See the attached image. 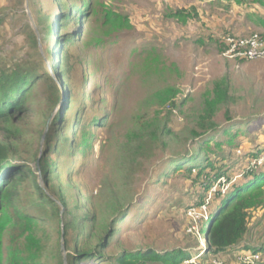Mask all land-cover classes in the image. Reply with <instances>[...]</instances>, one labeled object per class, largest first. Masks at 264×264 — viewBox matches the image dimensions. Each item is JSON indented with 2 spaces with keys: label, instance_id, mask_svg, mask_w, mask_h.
Returning <instances> with one entry per match:
<instances>
[{
  "label": "rangeland",
  "instance_id": "374dc122",
  "mask_svg": "<svg viewBox=\"0 0 264 264\" xmlns=\"http://www.w3.org/2000/svg\"><path fill=\"white\" fill-rule=\"evenodd\" d=\"M80 7L84 13L87 10L80 20L72 15L56 23V16L68 10L74 14ZM181 8L190 11L187 21L170 16ZM106 10L126 16L129 23L107 19ZM261 19L264 6L235 0H0V68L22 59L34 65L43 61L56 77L54 67L61 60H55L60 53L55 45L64 36L76 35L63 46L72 68L60 86L64 99L69 92L70 103L54 142L56 149L49 154L55 164L48 192L59 201L61 219L37 218L45 247L43 264H59V254L74 252L71 246L79 229L67 235L64 231V224L74 216L77 223H88L79 242L89 243L85 249L96 247L100 228L94 236L85 214L95 213L100 227L104 226L114 216L106 198L113 190L124 210L117 231L102 257L95 255L78 264H118L121 252L149 249L159 254L186 251L191 258L181 264H264V205L249 210L247 231L237 245L215 256L202 255L203 228L222 197L250 179L251 171L264 170V58L228 59L218 44L227 34L264 37ZM47 22L56 28L50 34H46ZM221 79L229 99L212 118L217 127L191 135L193 129L203 131L196 120ZM39 85L41 92L43 85ZM166 88L170 93L165 96L160 91ZM40 103L43 111L39 109L38 116L32 112L18 123L29 140L19 146L18 155L46 148L43 135L47 128L50 131L61 103L50 112L45 101ZM94 116L101 122L91 124ZM156 119L160 125L166 122L171 133L161 136L151 158L144 160L130 186H124L116 172L126 133ZM85 131L91 132L90 145L83 148ZM193 154L196 158L180 167L172 162ZM18 159L15 163H21ZM199 164L206 172L201 177ZM29 165L36 169L33 158ZM41 185L45 187L43 179ZM62 200L69 211L65 215ZM245 246L262 250L254 255L243 251ZM145 264L167 263L149 260Z\"/></svg>",
  "mask_w": 264,
  "mask_h": 264
},
{
  "label": "trees",
  "instance_id": "16d2710c",
  "mask_svg": "<svg viewBox=\"0 0 264 264\" xmlns=\"http://www.w3.org/2000/svg\"><path fill=\"white\" fill-rule=\"evenodd\" d=\"M235 1L237 3L247 2L264 6V0ZM84 4L86 5L85 2L83 6ZM86 6L91 8L89 3ZM75 7L74 3L69 9L73 10ZM83 11L82 7L76 9L74 14L71 11L69 12V10L65 11L64 14L56 16L55 21L56 23L57 21L66 22L72 15L76 17L74 19L80 20L82 15L87 12V10L85 13ZM105 15L107 19L112 20V17H116L121 19L122 23H129L126 16L122 18L121 15L111 10H106ZM170 16L178 20L187 21L190 17V11L181 8L170 13ZM261 21L264 26V19H261ZM52 26L50 23L46 24V34H50L49 32H53V30L55 31L56 28L53 26V29ZM75 36V34L64 36L55 45V50L59 48L58 50L60 51L57 56L55 55V60L58 58L61 60L60 67L58 65L54 67L56 77L47 71L43 61L34 65L22 59L10 67L0 68V131L2 132L0 136V264H43L42 258L45 247L42 238L38 234L40 231H38V228L40 229V221L37 218L49 216V218L61 219L62 208L59 201L50 194L51 192H48L53 186L52 168L55 164L49 159V154L56 149L54 142L60 133V126L66 119L65 111L70 103L68 99L69 92H67V95L65 94L66 99H64L60 86V84L63 86L65 84V81H62V77H65L72 68V64H69L68 61V50L63 46H65V43L75 40ZM33 41L36 44L34 37ZM85 80L83 79L82 82H85ZM38 84H40L39 86L43 85L41 92L36 88ZM160 92L166 96L170 93V89L166 88ZM41 95L42 100L38 99ZM228 99L229 95L225 80L221 79L214 84L212 95L205 98L201 110L202 113L196 120L197 125L203 131L198 132L193 129L190 131L191 135L199 136L203 133L205 134L208 130L215 129L217 123L212 118L218 106L225 103ZM41 101H45V107H47L49 112L61 103L60 110L53 119L50 131L47 134L46 148L41 156L40 146L35 153L25 155V151L23 155H18L20 153L19 146L22 143L27 144L29 141L24 138L25 130L18 123L22 118L29 119L32 112L36 114L35 116H38L40 114L38 110L41 107ZM171 104L174 105L173 102ZM36 118L39 119V117ZM98 122L101 121L95 116L91 120V124ZM76 123H79V117H76ZM161 124L158 119L145 121L140 127L126 133V139L123 140L122 147L119 148L118 168L116 172L119 174L118 178L123 181L124 186H130L135 179V175L141 171L144 160L151 158L154 145L161 139V136L171 133L166 122ZM90 135L91 132L89 131L82 132L81 144H83V148L90 145ZM202 141L206 143L205 139ZM76 148H74L73 152L77 151ZM195 151L196 154L200 153L199 148ZM18 156V160L21 163H15ZM32 158L35 163V170L29 165V161ZM194 158H196L195 154L189 157H180L172 162L179 163L177 166L180 167L183 165L182 162H188ZM207 165L210 166L211 163ZM197 166H199L197 176L201 177L206 173L205 166L201 164ZM193 167L188 168V172ZM39 170L45 187L39 181ZM250 173L251 178L241 184L234 185L232 190L222 197L216 210L209 216L208 222L203 228V232L206 235V244L202 255L211 254L215 256L237 245L247 231L249 210L264 205V170L259 172L251 171ZM219 176L218 174L215 178ZM62 192L63 188H59L58 194L62 195ZM23 195H35V198L23 199ZM106 198L109 208L113 210L111 212L114 216L104 226L100 227L95 213L85 214L87 221L90 223L89 228L92 229L94 236L100 228L101 233L98 232L100 234L97 236L95 248L85 249L89 243L84 242L81 244L79 242V235L85 229L86 224H88L85 220L77 223L78 218L74 216L64 224L65 235L69 231L79 229L75 242L71 246L74 252L67 254L68 264H78V262L95 255L99 257L103 256L102 250L110 243L117 231L116 223L124 215V210L120 208L123 206L121 204V197L114 190L113 194L109 193ZM62 203L64 207L66 206L65 215L69 212L67 210V202L62 200ZM27 206L29 210H24ZM30 210H34V213ZM66 249L69 250V246L66 245ZM242 250L253 252L252 254L255 255L260 253L262 249L245 246ZM59 256V264H65L64 256L62 254H59ZM190 258L191 255L188 252L180 249L167 254H159L149 249L146 251L121 252L118 254L116 261L118 264H145L149 260H158L167 264H181Z\"/></svg>",
  "mask_w": 264,
  "mask_h": 264
},
{
  "label": "built area",
  "instance_id": "2783aa9c",
  "mask_svg": "<svg viewBox=\"0 0 264 264\" xmlns=\"http://www.w3.org/2000/svg\"><path fill=\"white\" fill-rule=\"evenodd\" d=\"M221 55L236 61L264 58V38L259 33L248 36L227 34L219 41Z\"/></svg>",
  "mask_w": 264,
  "mask_h": 264
},
{
  "label": "water",
  "instance_id": "95a60500",
  "mask_svg": "<svg viewBox=\"0 0 264 264\" xmlns=\"http://www.w3.org/2000/svg\"><path fill=\"white\" fill-rule=\"evenodd\" d=\"M26 11H27V14L29 15V12H28L27 9H26ZM48 129H49V128L46 129V131H45V133H44V135H43V142H44L45 139H46V136H47V133H48ZM41 154H42V149H41V152H40V156H41ZM38 164H39V161H38ZM38 174H39L40 183L42 184V176H41V172H40V170L38 171ZM64 260H65V264H67V254L64 255Z\"/></svg>",
  "mask_w": 264,
  "mask_h": 264
}]
</instances>
